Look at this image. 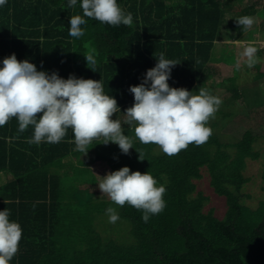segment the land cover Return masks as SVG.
<instances>
[{
    "label": "trees",
    "instance_id": "obj_1",
    "mask_svg": "<svg viewBox=\"0 0 264 264\" xmlns=\"http://www.w3.org/2000/svg\"><path fill=\"white\" fill-rule=\"evenodd\" d=\"M117 3L125 14L132 13L131 26L112 27L88 19L79 38L69 35L70 17L82 14L79 3L69 7L68 0H7L0 7V66L3 58L15 53L18 60L28 59L38 70L56 71L65 79L72 74L101 80L105 93L120 108L112 119L121 122L134 147L124 154L116 143L93 140L83 154L76 148L71 128L59 143L37 145L28 143L32 125L20 132L18 120L12 117L0 127V210L7 208L10 220L22 228L10 264H264V196L255 208L242 202L249 197L243 193L248 182L243 173L246 161L260 157L254 144L264 137V101L247 110V126L237 141H221L210 126L212 135L205 143L189 144L172 156L157 144L141 143L134 125L124 123V112L134 103L129 87L143 82L161 53L179 62L168 80L171 87L195 93L200 87L220 91L223 83L210 64L218 34H227L222 30L226 25L238 41L249 40V28L242 29L236 19L253 17L255 3ZM232 13L235 16L226 22V15ZM250 28L264 32V23ZM256 47L264 53V47ZM90 52L95 65H87L83 55ZM222 59L233 61L230 55ZM254 68L256 77L263 78L264 61ZM229 81L230 89L237 92L234 77ZM90 155L102 164L98 172L86 163ZM123 166L148 171L166 189L163 211L150 215L147 222L142 219L143 210L127 202L116 204L119 220L128 226L130 242L103 236L95 224V212L109 208V196L98 184L107 173ZM203 170L211 190L224 198V217L204 210L209 198L196 188Z\"/></svg>",
    "mask_w": 264,
    "mask_h": 264
},
{
    "label": "clouds",
    "instance_id": "obj_2",
    "mask_svg": "<svg viewBox=\"0 0 264 264\" xmlns=\"http://www.w3.org/2000/svg\"><path fill=\"white\" fill-rule=\"evenodd\" d=\"M6 3L7 0H0V7ZM77 3L82 14L69 19L71 37L84 35L82 25H86L88 19L112 27L133 24L132 13L125 14L117 0H68L69 7ZM236 21L242 29L255 23L248 15ZM257 52L255 42L250 41L239 53L236 68H240L241 63L248 67L257 64ZM83 55L87 65H95L94 53ZM156 60L155 66L146 71L143 82L129 87L134 103L124 112L127 116L124 123L134 125L135 136L141 143L157 144L165 154L172 156L189 144L201 145L208 140L212 135L208 122L222 100L203 87L198 93L171 87L168 80L172 68L179 62L167 59L164 53ZM118 109L117 100L105 93L101 80L78 78L72 74L65 79L56 71L38 70L28 59L18 60L15 53L2 60L0 127L12 117L18 120L20 132L29 125L34 126L33 136L28 140L30 144L59 143L71 128L76 148L83 154L91 148L89 145L93 140H100L105 145L116 143L122 153L129 154L134 148L133 141L125 134L121 122L112 119ZM98 186L115 204L124 206L127 202L143 210L145 222L150 215L160 213L165 207L163 195L166 189L158 185L148 171H130L128 166H123L103 176ZM106 212L109 222L119 219L115 209L109 207ZM21 237L22 228L17 221L10 220V211L7 208L0 210V264H10Z\"/></svg>",
    "mask_w": 264,
    "mask_h": 264
},
{
    "label": "rangeland",
    "instance_id": "obj_3",
    "mask_svg": "<svg viewBox=\"0 0 264 264\" xmlns=\"http://www.w3.org/2000/svg\"><path fill=\"white\" fill-rule=\"evenodd\" d=\"M249 2L255 3V10L257 11L253 15L255 23L257 25H259L260 22L263 24L264 0H243L245 5ZM234 16L233 13L227 14L225 21H230ZM222 28L227 34L221 35L219 32L218 39L212 51V58L215 59L210 62V64L216 68L219 78L223 83V87L220 91L216 89L210 91V93L218 96L222 100V103L214 117L210 118L208 125L212 127L221 141L233 143L240 138L243 130L247 126V110L264 101V77H256L257 70L254 66L248 67L241 63V67L236 68V60L239 57V53L250 41L255 42V45L259 48L264 47V32H259L260 28L257 30L249 28L247 29L250 36L249 40L244 42L238 41L236 36H234L235 32L229 30L226 25H223ZM225 43H230V45L233 44V47H227ZM226 49L227 53L223 52ZM222 55L232 56L233 61L226 62L222 59ZM256 55L259 58V62L264 61V53L257 52ZM230 77H234L235 79L237 92H235L234 89H230ZM254 148L259 152L260 157L256 160L248 159L246 161V167L243 173L248 178V182L243 187V193L249 197H244L242 199L244 204L252 208H255L264 196V191L262 190V185L264 184L262 179V172L264 170V137L260 138L254 144ZM158 149H160L159 145ZM86 159L88 167L91 170L96 169V172H98L97 169H100L102 164L99 166L91 155L86 157ZM196 188L197 190H201L209 198L204 205V210H212L218 217H222L226 210L224 198L217 196L211 190L208 175L205 170L202 171V178L197 180ZM108 207L116 209V204L111 201L110 197L108 198ZM106 210L95 212L97 230H99L103 236L117 238L119 241L125 240L130 242L131 238L128 235V226L126 223L119 219L114 223L109 222V215Z\"/></svg>",
    "mask_w": 264,
    "mask_h": 264
}]
</instances>
